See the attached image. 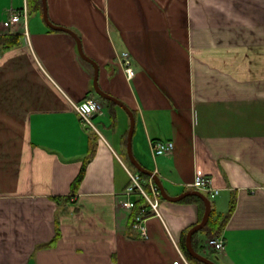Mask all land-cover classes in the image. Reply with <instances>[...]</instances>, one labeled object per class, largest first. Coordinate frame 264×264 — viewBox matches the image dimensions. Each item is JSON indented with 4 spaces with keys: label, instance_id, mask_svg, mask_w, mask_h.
I'll use <instances>...</instances> for the list:
<instances>
[{
    "label": "crops",
    "instance_id": "1",
    "mask_svg": "<svg viewBox=\"0 0 264 264\" xmlns=\"http://www.w3.org/2000/svg\"><path fill=\"white\" fill-rule=\"evenodd\" d=\"M24 5L26 25L4 28L8 9ZM46 6L52 23L80 38L98 66L99 87L133 113V155L167 194L197 190L190 184L198 175L217 190H197L214 219L233 206L217 236L224 248H206L200 229L192 235L204 245L198 253L214 264H264V0ZM1 34L22 38L0 52V264H173L184 253L183 233L203 216L195 195H161L142 238L132 229L140 210L121 205L142 199L123 194L124 165L136 169L126 111L96 97L93 66L70 33L47 26L42 0H0ZM87 98L105 109L94 115L96 129L74 109ZM157 139L173 141L171 153L153 157L149 144Z\"/></svg>",
    "mask_w": 264,
    "mask_h": 264
},
{
    "label": "built area",
    "instance_id": "2",
    "mask_svg": "<svg viewBox=\"0 0 264 264\" xmlns=\"http://www.w3.org/2000/svg\"><path fill=\"white\" fill-rule=\"evenodd\" d=\"M7 13L8 17L2 22L4 28L11 29L20 21L26 25L28 18V9L26 5L19 10L8 9ZM119 57L127 76L131 78L133 76V70L130 67L131 62L129 54L127 52H122ZM74 109L83 125L90 127L91 129H96L93 118L95 113L99 112L101 109L99 101L94 98H87L80 103L74 104ZM149 146L153 157L171 153L174 147L173 141L158 139L151 140ZM124 168L128 175L129 182L123 191V194L125 196L136 195L144 200V204L140 209V212L135 216L134 222L132 223V229L137 231L142 238L146 239L147 227L145 222L149 216L159 215L158 205L161 199V192L157 185L153 182L152 178L144 180L138 170L126 165H124ZM190 186L199 191L214 190L217 192L216 189L211 187L210 180L208 178L198 175L195 176ZM135 204L136 202L132 200H124L121 202L123 207L129 209H132ZM206 248L210 250H222L224 248L223 239L221 237L208 238L206 241ZM178 253L179 257L173 260V264H193L182 251L179 250Z\"/></svg>",
    "mask_w": 264,
    "mask_h": 264
},
{
    "label": "water",
    "instance_id": "3",
    "mask_svg": "<svg viewBox=\"0 0 264 264\" xmlns=\"http://www.w3.org/2000/svg\"><path fill=\"white\" fill-rule=\"evenodd\" d=\"M42 16H43L44 22L47 24L48 27H50L51 29L68 32L75 38L76 43H77V47H78V51H79V54H80L81 58L84 59L85 61L89 62L94 68L93 86H94V90H95L96 94L99 95L100 97L104 98V99L110 100V101L114 102L115 104L119 105L128 114L129 119H130V127H129V131H128V135H127V154H128L129 160L133 164V166L138 171H140V172L152 177V179L154 180L155 184L158 186V188H159V190L161 192L162 198H164L166 200L177 201V200H180V199H182V198H184L185 196H188V195H195V196L200 197L203 200V202H204V213H203L202 219H201V221L198 224L194 225L187 232L186 239H185V245H186V250H187L188 254H190L197 261H199V262H201L203 264H214L207 257H205V256L201 255L200 253H198L194 249V247L192 245V235L195 232H197L200 229H202L205 226V224H206V222L208 220V217H209V214H210V203H209L208 198L204 194H202L201 192H199L197 190L187 191V192H184V193H182V194H180L178 196H170V195H168L167 192L165 191V189H164V187H163L158 175H156L152 171L144 168L135 159V157L133 155V152H132V147H131V138H132V133H133L134 124H135V119H134L133 113L131 112V110L127 106H125L124 103H122L120 100H118L114 96L104 92L99 87V84H98V66H97V64L92 59H90L89 57H87L85 55V53L83 52V49H82L81 40L74 32L70 31L66 27L55 25L54 23H52L50 21V19L48 18V14H47L46 0H42Z\"/></svg>",
    "mask_w": 264,
    "mask_h": 264
},
{
    "label": "trees",
    "instance_id": "4",
    "mask_svg": "<svg viewBox=\"0 0 264 264\" xmlns=\"http://www.w3.org/2000/svg\"><path fill=\"white\" fill-rule=\"evenodd\" d=\"M40 1V0H38ZM21 38L22 36L20 34H1L0 35V52L2 50H6V49H9V48H12V47H16V46H19L20 45V42H21ZM103 99L106 103H108L109 105H112L114 106V103L109 101V100H106L104 98H101ZM93 154V145L91 144V148H89V152L86 156V159L83 163V166L80 170V173L76 179V182L78 183L82 176H83V172H84V167H85V163L91 158ZM129 164L132 166V164L129 162ZM133 167V166H132ZM141 176L143 178H147V175H144L141 173ZM192 198H194L200 205L201 207V212L203 214L204 212V202L202 201V199L196 197V196H192ZM144 204V200L141 199L139 200L135 206H134V210H140L142 208ZM233 206H230L228 209V212L226 213V215L224 217H221V219L219 217H217L216 219H214V215H213V211L210 212V215L208 217V220L205 224V226L202 228V230L205 232V235L207 236V238H214V237H217L220 235V231L222 229V225L224 223V221L227 220V217L229 216V214L231 213ZM138 212V211H137ZM201 214V215H202ZM186 232L183 233L182 235V238H181V247L184 251V253L186 254V256L188 257L189 260H191V262L193 264H203L199 261H197L196 259H194L190 254H188V252L186 251V248H185V235H186ZM198 232H196L195 234H197ZM194 249L197 251V252H201L202 248L204 247V245H196V243H192Z\"/></svg>",
    "mask_w": 264,
    "mask_h": 264
},
{
    "label": "rangeland",
    "instance_id": "5",
    "mask_svg": "<svg viewBox=\"0 0 264 264\" xmlns=\"http://www.w3.org/2000/svg\"><path fill=\"white\" fill-rule=\"evenodd\" d=\"M96 97H98V99L102 98V97H100V96H97V94H96ZM99 97H100V98H99ZM101 110H102V111H105V109H102V107H101ZM98 125H99V124H98ZM99 129H100L101 133H102L103 135H105V132H104V130H102L103 128H102L101 125H99Z\"/></svg>",
    "mask_w": 264,
    "mask_h": 264
}]
</instances>
